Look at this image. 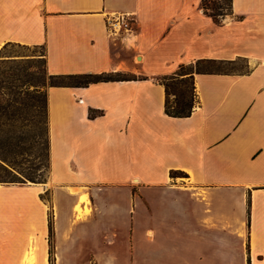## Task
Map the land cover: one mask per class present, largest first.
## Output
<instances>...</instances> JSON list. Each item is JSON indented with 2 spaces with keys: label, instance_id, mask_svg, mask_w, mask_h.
<instances>
[{
  "label": "crops",
  "instance_id": "1",
  "mask_svg": "<svg viewBox=\"0 0 264 264\" xmlns=\"http://www.w3.org/2000/svg\"><path fill=\"white\" fill-rule=\"evenodd\" d=\"M201 1L0 0V51L42 47L48 77L130 76L47 87L48 182L15 187L0 264L29 245L33 264H264V0H230L218 21ZM119 15L131 30L111 37ZM236 61L179 76L194 107L166 115L160 79Z\"/></svg>",
  "mask_w": 264,
  "mask_h": 264
},
{
  "label": "rangeland",
  "instance_id": "2",
  "mask_svg": "<svg viewBox=\"0 0 264 264\" xmlns=\"http://www.w3.org/2000/svg\"><path fill=\"white\" fill-rule=\"evenodd\" d=\"M210 1L216 4L222 3L221 0ZM43 57L42 47L11 46L0 52V83H2L0 216H11V208L8 205L18 199L15 187L48 182L46 89L50 84L58 83L60 80H52L47 76ZM194 68L243 72L245 64L242 61L229 64L201 63L192 68H184L181 74H186ZM127 77L130 76L121 74L112 76V78L121 79ZM63 82L68 83V81ZM164 83L167 85L170 107H175L176 100L181 101V105L190 102L192 98L190 81H181L177 78ZM3 187L11 188H7L10 189L9 191L2 192ZM7 197L10 200L4 199ZM50 198L49 193L40 196L44 204L43 207L40 204L43 214L51 215ZM22 199L30 201V194L23 192ZM3 204L6 205L5 208H2ZM29 213L30 208L27 214Z\"/></svg>",
  "mask_w": 264,
  "mask_h": 264
},
{
  "label": "trees",
  "instance_id": "3",
  "mask_svg": "<svg viewBox=\"0 0 264 264\" xmlns=\"http://www.w3.org/2000/svg\"><path fill=\"white\" fill-rule=\"evenodd\" d=\"M222 3L216 4L215 2H211L210 0H202L201 8L204 13L208 16L212 17L214 20L218 21L222 16L228 14L230 9V0H221ZM2 51V50H1ZM0 51V52H1ZM214 64L216 62H204ZM201 63H197L195 66ZM219 64H229V63H219ZM184 67H180L176 76L165 77L160 79V83L165 87L167 92V85L164 83L166 81H173L179 78V76H183L181 71ZM197 73H233L226 72L220 70H199L195 69ZM118 75V74H117ZM113 74H102V75H78V76H50L49 78L52 80H60L58 83H52L50 86H87L90 83H96L100 81H113V80H123L124 78H112ZM181 81H190L192 86V98L190 102L182 104L181 101H175V107H170L168 104V99L165 104V113L169 117L173 118H186L189 117L192 113V109L194 107V87L192 83V77H187L184 79H179ZM63 81H68L65 83ZM0 147L2 148V83H0ZM2 150V149H1ZM2 162V155H0V163ZM2 166V165H1ZM0 166V167H1ZM2 168V167H1Z\"/></svg>",
  "mask_w": 264,
  "mask_h": 264
},
{
  "label": "built area",
  "instance_id": "4",
  "mask_svg": "<svg viewBox=\"0 0 264 264\" xmlns=\"http://www.w3.org/2000/svg\"><path fill=\"white\" fill-rule=\"evenodd\" d=\"M106 29L111 37L118 36L122 32L130 31V17L128 15H119L117 17H112L111 20H107Z\"/></svg>",
  "mask_w": 264,
  "mask_h": 264
},
{
  "label": "bare ground",
  "instance_id": "5",
  "mask_svg": "<svg viewBox=\"0 0 264 264\" xmlns=\"http://www.w3.org/2000/svg\"><path fill=\"white\" fill-rule=\"evenodd\" d=\"M81 202H86V197L81 196ZM87 205V202H86ZM75 212L78 214V217H81L83 215H87L90 211L85 207L83 211L80 209L79 206L75 207ZM34 256V255H33ZM33 256H32V248L31 245H29L27 251L24 254L23 260L21 264H33Z\"/></svg>",
  "mask_w": 264,
  "mask_h": 264
}]
</instances>
